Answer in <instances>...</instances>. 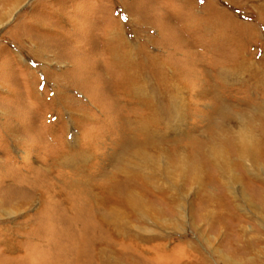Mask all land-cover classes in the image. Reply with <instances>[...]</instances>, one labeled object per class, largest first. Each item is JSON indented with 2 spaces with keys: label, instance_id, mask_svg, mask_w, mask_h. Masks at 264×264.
I'll use <instances>...</instances> for the list:
<instances>
[{
  "label": "rangeland",
  "instance_id": "obj_1",
  "mask_svg": "<svg viewBox=\"0 0 264 264\" xmlns=\"http://www.w3.org/2000/svg\"><path fill=\"white\" fill-rule=\"evenodd\" d=\"M246 66L258 75L228 80ZM263 77L264 0H0V205L24 204L0 215V264L46 262L55 227L68 222L69 258L81 259L69 264H95V241L106 249L103 264H264V121L255 116ZM204 91L217 104L197 96ZM171 92L187 122L166 131L160 113ZM221 105L256 120L246 131L261 153L241 165L228 153L230 168L194 179L175 150L191 138L205 143L204 119ZM145 113L158 116L166 159L180 165L164 183L168 198L180 199L117 203L124 230L112 237L94 219L84 183H129L118 140L142 139Z\"/></svg>",
  "mask_w": 264,
  "mask_h": 264
},
{
  "label": "bare ground",
  "instance_id": "obj_2",
  "mask_svg": "<svg viewBox=\"0 0 264 264\" xmlns=\"http://www.w3.org/2000/svg\"><path fill=\"white\" fill-rule=\"evenodd\" d=\"M114 58H116V59L115 60L112 59V60L116 61L117 56H115ZM127 65L129 66L128 63H127ZM130 65H131V63H130ZM168 66H170V65H168ZM241 70H242L241 74H237L236 72L230 73V75L228 76V80L231 78L244 79V78H242L243 74L246 72H249V71L251 73V76L252 75H256V76L258 75V72L251 71L250 67H248V66H246L245 68L241 67ZM79 77H81V76H79ZM257 80L258 81L255 82L257 87H263L262 85L264 83V77L261 80L260 79H257ZM170 82L168 81V84L166 85V87L168 89H169V87L174 88L173 83H170ZM133 87L135 90L134 91L135 95H143V89L144 88L141 89L140 88L141 86L139 87V85L137 83H135V85ZM178 89L179 88L176 87V94L178 93ZM176 94H173L172 92L169 94L170 96L166 99V102H165L167 105L166 114L160 113V115H162L163 118L164 117L166 118V119L162 120V122H161L162 126L167 128L166 131H169V129L171 128L170 126H171L172 122L175 123L176 126H178V127L185 125V121H186L185 120V113H182V112L185 111L186 107L184 104L180 103V100H178L176 97L178 95H176ZM146 95L147 94H145V96ZM197 96L200 97V99H206L205 101H208L207 102L208 104L212 103V102L214 104H217V102L216 103L214 102L213 98H207L208 95L206 94V91L199 93V95H197ZM163 97H165V95ZM211 99H212V101H211ZM217 99H219V98H217ZM258 105H259L258 106L259 113H258V115H255V116L257 117V119H259V121L260 120L264 121V100H261L260 102H258ZM146 109H148L147 106H146ZM155 109L157 110V108H155ZM209 109L211 112L219 111V113H217L213 116L212 113L210 112L211 114L209 113V115L206 116L204 119V122H206V127H205L206 128V131H205L206 135L204 137L207 139V141L204 143L203 141L198 140V138H196V140H194L195 138H191L190 142L188 143L187 146L184 147L181 145V147H179L177 149L174 148V149H176L175 150V156L176 157L175 156H173V157H175V159L177 158V163H180V165L182 164L181 165V172H182V170L184 171V169L186 168V170L190 171L191 176H194V179H196L198 174L200 173V171H203L205 168H207L209 170H211V168L212 169L216 168V169H220L221 172H224V170L222 168H225V167L230 168L227 165V163H225V161H224V160H228V158L230 159V156L228 155V153H232V155L238 157V163L240 165L242 163L244 164L247 161H254V159L257 157V155H259L261 153L256 146L258 144H255L256 143L255 142L256 134H253L251 131L250 132L246 131V130H248L247 129L248 123L256 122V120H254V118H248L247 117V119H245V117L243 115L228 113L227 109L223 105H221L217 108L211 107ZM150 113H153V112H150ZM144 116L146 119L144 120V118H143V120L147 122L146 123L147 125L145 123H142L143 121L141 122V120H140V123H138L136 121V123H138V125H137L138 131L140 133L144 134V137L142 139L137 138L136 140H134V139H128V138L125 139L124 137H119V140H118L121 145H124L122 150L120 151L121 152L120 156L121 157L126 156V160H125V162H127V164H125L126 169H130V171L126 170L125 176L128 178L129 183L127 185H126V183L124 185L121 184L122 186H120L118 188L112 187L109 185H104V184L102 185V184L94 183L93 181H88V182L84 183L88 187L87 195L90 197V200H91L89 203L94 204V206L96 207V208H93L94 213H95V216L93 215L94 219L96 218V221H97V223H99L100 227L104 228L106 230V232L109 233V235H112V237H114V236L116 237L117 235L119 236V234H121V232H123V230H124L120 226L119 214H118L119 211L117 208V205H118L117 203H123L124 205L130 207V205H131L130 203H151V202H156V199H157V202H163L166 200L167 201L171 200L172 203H175V201L180 199V198H178V195H177V197L172 195L171 197L168 198L167 193L170 191L172 192L173 188H169V187L165 188V186H164L165 185L164 183H166L167 177H169L168 175L170 173L168 167L170 165H172L171 167L174 168V166L177 163L176 162H168V160L166 159V158L170 157V155H169L168 151L165 150V147L163 146V144H161L162 143L161 139L164 138L163 134L158 132L155 128V126L158 123V120L156 118L158 116H156L154 114H148V113H145ZM216 117H218V118H216ZM222 117H224V118L222 119ZM220 118L222 119V121L218 122V119H220ZM238 118H239V121H238ZM245 121L247 123H245ZM248 121H251V122H248ZM169 124H170V126H169ZM232 128H238V130H236V131L234 130V132H232ZM166 131H165V133H167ZM208 134L210 135V137H208ZM213 137H215V139H212ZM229 137H232V138L230 139ZM121 139H122V141H120ZM185 144H187V143H185ZM178 146H180V145H178ZM185 150H187L188 152L191 151L192 156L189 157ZM178 154H181V155L183 154L184 155L183 158H179ZM224 156L225 157L227 156V158L224 159ZM222 160H223V162H222ZM68 164H70V163L68 162ZM179 166L177 164V166H176L177 169L179 168ZM128 174H129V176H127ZM130 176H133L132 180L130 179ZM136 179H138V180H136ZM175 193H176V191H175ZM26 199H29V198L26 197ZM64 204H66V203H64ZM22 205H24V204L23 203H21V204L20 203H14L13 207H11V208H13V211H10L11 209L10 210L5 209L4 205H0V207H1L0 208V215H2L1 213H4L5 216L6 215L9 216L8 213H10V212L13 215L14 213H16L20 210V206H22ZM94 206H92V207H94ZM80 209H81V206H80ZM22 210H24V209H22ZM50 215H52V214H50ZM52 222L54 223V221H52ZM57 222H58V220H57ZM41 223H42V221H41ZM60 223H61V220H60ZM62 223L64 226L65 224H64L63 219H62ZM67 224L69 225L70 222H68ZM99 225H96V226H98V229H99ZM45 226H47V225H45ZM67 226H64L63 228L60 227V229H58V230H56L57 227H55V236H54L55 240H53L55 244L54 243L49 244V246L45 245L46 248L48 247L47 249L44 250V252H47L49 254V255L47 254L48 256L46 255V257H47L46 262H49L48 264H69L72 260L74 262L75 261L74 259H77V261L78 260L81 261L80 256H78L79 252H78V254H76V257H74L72 260L69 258V257L73 256V254H72L73 251H72V247H71L72 241L70 239L71 236H68V235H70V232H72V231L69 232V230H70L69 227L71 228L74 225L69 226V227H67ZM51 227L53 228V226H51ZM34 228L36 229L37 227L35 226ZM41 228H43V227H41ZM93 228H95V227H93ZM71 229L75 230L74 228H71ZM98 229H97V232H98ZM51 230L52 229H50L48 231H51ZM78 230L80 231L79 228H78ZM48 231L46 232L47 235H48ZM52 231H54V230H52ZM99 231H101V229H99ZM51 232H49V233H51ZM38 233H39V231H38ZM101 233H99V234H101ZM99 234H98V236H99ZM53 235H54V233H53ZM72 235H73V233H72ZM48 236L50 237V240H51L52 235L49 234ZM100 236H102V235H100ZM49 237H48V240H49ZM124 238H126V236ZM37 239L40 240V238H37ZM68 239L70 240V242ZM38 241H36V242H38ZM94 241H95V239H94ZM60 242H61V244H59ZM49 243H50V241H49ZM86 243H88V242H86ZM40 244H41V242H40ZM43 244H45V243H43ZM102 245H103L102 243H96V241L91 245V250H92L91 255L93 254L92 260L95 264H103L102 254H104L106 252V249H104L102 247ZM34 246H35V244H34ZM82 246H84V245H82ZM42 247H43V245H42ZM79 248H80V246H79ZM80 251H81V249H80ZM86 254H88V253H86ZM46 262H42L41 264H45Z\"/></svg>",
  "mask_w": 264,
  "mask_h": 264
}]
</instances>
